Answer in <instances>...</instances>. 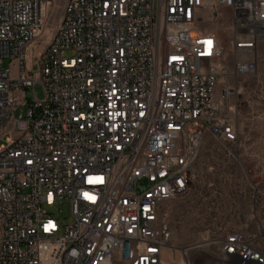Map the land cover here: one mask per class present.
<instances>
[{
    "label": "built area",
    "instance_id": "2783aa9c",
    "mask_svg": "<svg viewBox=\"0 0 264 264\" xmlns=\"http://www.w3.org/2000/svg\"><path fill=\"white\" fill-rule=\"evenodd\" d=\"M52 2L0 0V264H264L257 212L255 233L206 237L176 260L159 221L205 135L237 141L215 95L221 34L230 75H257L264 0H66L40 43Z\"/></svg>",
    "mask_w": 264,
    "mask_h": 264
},
{
    "label": "rangeland",
    "instance_id": "374dc122",
    "mask_svg": "<svg viewBox=\"0 0 264 264\" xmlns=\"http://www.w3.org/2000/svg\"><path fill=\"white\" fill-rule=\"evenodd\" d=\"M66 0H53L44 33L45 42L62 14ZM225 52L226 75L216 87V98L225 109L235 114L237 141L224 143L206 134L194 164V179L185 193L165 202L159 212V221L166 224L169 240L165 252L176 260L179 251L206 237H219L243 228L255 233L250 216L257 212L264 222V43L258 44L253 58L257 75L234 77L233 58L229 54V36L221 34ZM64 57L73 54L64 52ZM8 60L3 61L7 66ZM234 89L229 98H222L224 85ZM38 98L42 88L35 86ZM60 224L69 222L68 209L53 205L43 207ZM172 252V255L169 252Z\"/></svg>",
    "mask_w": 264,
    "mask_h": 264
},
{
    "label": "water",
    "instance_id": "95a60500",
    "mask_svg": "<svg viewBox=\"0 0 264 264\" xmlns=\"http://www.w3.org/2000/svg\"><path fill=\"white\" fill-rule=\"evenodd\" d=\"M143 183H141V185H142Z\"/></svg>",
    "mask_w": 264,
    "mask_h": 264
}]
</instances>
